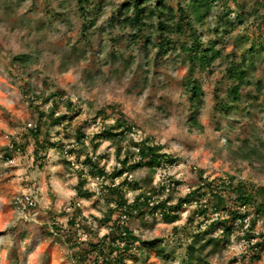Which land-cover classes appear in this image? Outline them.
<instances>
[{
  "label": "rangeland",
  "instance_id": "374dc122",
  "mask_svg": "<svg viewBox=\"0 0 264 264\" xmlns=\"http://www.w3.org/2000/svg\"><path fill=\"white\" fill-rule=\"evenodd\" d=\"M164 1L175 10L186 2ZM223 1L186 27L221 52L189 75L175 34L146 25L135 39L136 31L122 28L117 19L125 0H0V264H101L91 244L117 219L138 237L125 264H183L187 244L213 221V236L221 237L224 226L231 231L210 263L264 264V209L235 204L236 193L222 184L240 181L249 191L264 186V0H226L233 21L227 32L218 20ZM19 53L31 55L29 62L15 61ZM231 61L241 65L245 80L236 100L226 73ZM188 76L203 91L195 109L201 131L188 121ZM50 108L64 116L60 124L46 120ZM119 114L134 124L130 137L150 138L174 160L114 178L89 173L88 159L107 174L121 167L115 145L96 138ZM225 139L233 146L246 141L254 148L251 161L218 151ZM82 180L89 196L77 192ZM118 184L127 202L153 188L155 202L173 206L192 191L205 195L176 209L173 222L160 209L150 213L154 202L132 217L116 207L107 223L108 207L117 206L109 187ZM215 190L226 199L222 212H212ZM230 208L248 212L243 223L227 214ZM153 237L162 238L169 257L145 247Z\"/></svg>",
  "mask_w": 264,
  "mask_h": 264
},
{
  "label": "trees",
  "instance_id": "16d2710c",
  "mask_svg": "<svg viewBox=\"0 0 264 264\" xmlns=\"http://www.w3.org/2000/svg\"><path fill=\"white\" fill-rule=\"evenodd\" d=\"M82 1V0H80ZM183 6H179L176 10L169 4H166L164 0L151 3L150 0H125L121 5L124 6L122 16L117 19L119 23L124 27H130L135 34V39L139 37V32L143 26H149L153 31H159L161 34L173 33L176 36V42L179 43V48L186 53V57L190 61L189 75H192L194 66L199 65L202 68L208 67L213 60L220 56V49H217L213 42H210L206 46L202 45L199 36L195 31H189L186 29L192 28L194 22H202L208 15V12L213 8L215 0H185ZM236 3H238L236 1ZM223 7H225L218 16L220 26L227 32L233 26V21L229 15L232 12L227 6V1H223ZM132 10V14L129 11ZM156 18V23L153 19ZM94 19H91L89 23H93ZM217 30V28H216ZM254 47H252L253 49ZM31 59V55L28 53H19L14 56V60L22 64H26ZM226 73L235 83L230 85L229 92L236 100L239 97V89L245 83L243 71L241 65H236L234 62H230L226 68ZM186 94L192 113L189 117V123L192 128L203 130L202 124L197 120L195 116L196 106L201 103V97L203 94L199 81L196 78L188 76L186 80ZM56 94H50L54 97ZM58 102L55 100L54 105ZM72 103L68 101V109L71 110ZM46 120L51 125H58L62 122L64 116H55L53 108L44 114ZM134 132V124H131L124 116L119 114L112 123L104 124L100 133L96 134L98 139L110 140L116 147V157L121 167L117 168L111 174H107L98 163L93 162L91 159L87 160L88 171L92 175L101 177H120L124 173H127L133 169L148 168L154 170L161 165L162 162L171 163L174 158L171 154L162 151V145L154 143L150 138L144 137L140 140H135L130 137V134ZM125 142V144H122ZM222 149H228L231 155V159L235 160H248L251 161L254 148H249L246 141L239 146H233L230 139H225L223 146L217 148L218 151ZM123 154V158L120 155ZM84 180L78 183V193L89 196L86 190H82ZM223 185H228L231 190L236 193L235 204H243L245 207L250 204H254L253 208L256 212H260L264 209V186L257 187L252 191L247 190L245 183L237 181L234 183L232 180L223 182ZM111 194L116 198H112L116 202L117 206L108 207L106 212L105 221L111 222V214L115 211L116 207L123 208V214L127 217H132L135 213H142L145 206L147 208L150 205H154L153 195L157 190L150 189L148 191L137 194L131 202L123 197L121 184L113 187H109ZM83 191V192H82ZM199 190L197 192L192 191L186 194L185 197L179 198L175 206L168 204V200L162 199L156 201L155 205L150 208V213H153L155 209H160L162 216L169 222L176 221L179 218L177 210L184 203H188L193 197L198 198ZM205 195L203 192L200 196ZM212 198V212H222L226 209V199L220 191L215 190L209 194ZM255 197L260 199L259 203L255 202ZM112 200H108L110 202ZM152 203V204H151ZM202 213L205 210L202 209ZM227 214H230L232 219H238L243 223V219L246 218L248 212L246 210L241 211L237 208H230L227 210ZM217 222H211L208 229L199 232L193 237V240L187 244L184 250L183 264H212L208 260L210 254H214L219 248L223 247L224 242L228 240L231 227L224 226L222 228V236H213L214 227ZM110 232L102 237L101 240L91 244V250L97 251L100 258H95L96 261L100 259L101 264H125L126 255L133 248V243L138 241V237L135 235L132 229H130L122 220H113L110 223ZM223 241V243L221 242ZM145 243V247L153 248L155 253L159 257H169L166 245L162 243V238L153 237L148 239ZM210 246V251H206ZM264 247V242H263ZM114 254V255H113Z\"/></svg>",
  "mask_w": 264,
  "mask_h": 264
}]
</instances>
